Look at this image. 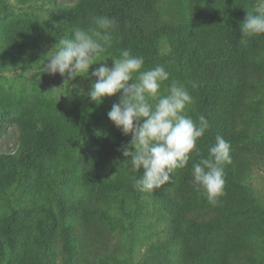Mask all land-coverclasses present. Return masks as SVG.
Here are the masks:
<instances>
[{
	"label": "trees",
	"instance_id": "obj_1",
	"mask_svg": "<svg viewBox=\"0 0 264 264\" xmlns=\"http://www.w3.org/2000/svg\"><path fill=\"white\" fill-rule=\"evenodd\" d=\"M45 1L0 0V66L27 56L46 62L74 28L115 18L103 58L129 49L145 69L163 65L170 80L162 91L179 81L193 97L186 114L208 121L201 155L219 135L231 145V163L215 205L192 183L201 158L194 154L162 188L142 192L132 178L143 168L134 172L122 154L126 138L83 94L67 105L40 92L28 102L19 96L14 110L0 98V139L17 129L14 149L0 151V264H117L120 251L125 264H264V201L249 178L264 169V33L241 32L261 0H53L43 16L32 6ZM156 213L161 225L150 226L135 251L146 230L136 222Z\"/></svg>",
	"mask_w": 264,
	"mask_h": 264
},
{
	"label": "clouds",
	"instance_id": "obj_2",
	"mask_svg": "<svg viewBox=\"0 0 264 264\" xmlns=\"http://www.w3.org/2000/svg\"><path fill=\"white\" fill-rule=\"evenodd\" d=\"M92 25L87 29L74 28L70 38L61 37L57 49L44 63V72L66 76L65 83H69L77 76L86 75L98 60L105 61L102 54L112 45L111 33L117 27V20L95 16ZM241 32L242 36L264 33V0L256 12H247ZM112 61L111 67L100 64L92 71L91 75L97 79L87 96L99 105L104 97L121 94L107 115L123 134L132 135L130 147L122 148V154L130 158L134 172L144 170L141 177L132 178L133 186L142 192L162 188L170 181V174L184 169L194 154L201 158L192 164V183L215 205L224 195V166L231 163L230 143L217 135L207 157H203L197 142L209 124L202 114L198 121L186 114V106L193 102L187 88L171 80L162 91L164 83L170 80L169 72L163 65L145 69L144 58L132 55L129 49H122L120 58Z\"/></svg>",
	"mask_w": 264,
	"mask_h": 264
},
{
	"label": "rangeland",
	"instance_id": "obj_3",
	"mask_svg": "<svg viewBox=\"0 0 264 264\" xmlns=\"http://www.w3.org/2000/svg\"><path fill=\"white\" fill-rule=\"evenodd\" d=\"M55 2H66L71 3L75 0H54ZM54 1H45V2H37L33 4L34 11L40 15L45 16L50 9H52L54 5ZM32 9H26V12L33 10ZM17 12L20 13V8H16ZM22 12V11H21ZM53 50V48H52ZM54 53V51H49L48 58ZM47 58V59H48ZM112 58H118L116 56L109 57L105 61L100 62L95 65L90 66L89 72L86 75L79 76V82H75V79L69 81V83H65V77H61L59 73L55 75H51L47 72H44L43 66L44 61L43 59H33L30 56L25 57L23 60H15L10 59L8 60L9 65L7 68H4L2 65L0 66V98L4 99L6 101H10L11 106L9 108L11 110L16 109V102L19 96H25L27 97V102L29 100H32V97H35L34 95L36 93H39L41 95H44L45 98L49 100H54L56 103L61 102L65 105L68 104V101L72 98H74V95L78 93V95H84L86 98H89L87 96V92L90 90L91 85L94 83L93 78L91 77V73L94 69L98 68L100 64H107L109 67L112 66ZM0 60L2 58L0 57ZM23 61L25 63L29 64H23ZM78 88V92L75 91L73 93L72 87ZM164 88V87H163ZM24 97V101H26V98ZM120 99V94L117 95V97H104L103 102L97 105L95 102H93L90 98L88 103L93 107L92 112L94 115L103 118L107 121V124L110 125L112 128L117 127L114 125V123L109 119L108 112L111 110V107L114 103H118ZM264 113V108H263ZM112 123V124H111ZM119 131L122 133V131L119 129ZM123 134V133H122ZM17 136V129L14 126H10L7 129V132L1 137L0 139V151L2 152H10L14 148L15 139ZM123 136L126 138V143L131 145L132 135L128 134ZM251 184L255 190V192L261 197V199L264 201V169H256L253 168L250 177ZM45 185L43 184L40 187V190L42 191L44 189ZM148 204V201H147ZM1 211V209H0ZM142 211H145L148 215L151 213V210L147 206V208L142 209ZM159 214L156 213L152 214L151 217L147 218V221L144 224H141L140 221H137V231H143L141 233L140 240L136 239L134 243V249L135 251H138L141 247V243H145L146 240L142 239L146 234L148 235L150 231V226L155 227L156 225L160 226V222L158 220ZM140 235V234H139ZM145 246V245H144ZM144 246H142V249H145ZM109 248H112V246H109ZM56 255H62L61 248L58 249V253ZM119 255V262L117 264H125L124 261H121V259H126L128 257V254H126L125 251L118 252ZM0 263H3V260H0Z\"/></svg>",
	"mask_w": 264,
	"mask_h": 264
}]
</instances>
